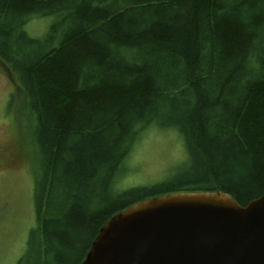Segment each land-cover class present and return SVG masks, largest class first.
I'll return each mask as SVG.
<instances>
[{
	"label": "trees",
	"instance_id": "1",
	"mask_svg": "<svg viewBox=\"0 0 264 264\" xmlns=\"http://www.w3.org/2000/svg\"><path fill=\"white\" fill-rule=\"evenodd\" d=\"M245 1L0 0V64L46 165L18 264L35 255L34 264H81L110 217L148 198L223 192L245 207L261 196L264 0ZM48 16L57 21L28 37L25 24ZM154 128L180 136L191 170L115 191L132 147Z\"/></svg>",
	"mask_w": 264,
	"mask_h": 264
},
{
	"label": "water",
	"instance_id": "2",
	"mask_svg": "<svg viewBox=\"0 0 264 264\" xmlns=\"http://www.w3.org/2000/svg\"><path fill=\"white\" fill-rule=\"evenodd\" d=\"M93 240L81 264H264V191L245 207L223 192L148 198Z\"/></svg>",
	"mask_w": 264,
	"mask_h": 264
},
{
	"label": "rangeland",
	"instance_id": "3",
	"mask_svg": "<svg viewBox=\"0 0 264 264\" xmlns=\"http://www.w3.org/2000/svg\"><path fill=\"white\" fill-rule=\"evenodd\" d=\"M254 4V8L260 5L257 0ZM56 21V16L34 18L25 24L24 31L28 37L39 38ZM256 65L250 63L246 67L256 69ZM8 75L0 64V264H18L21 255L26 253L31 229L37 227L33 204L35 182L38 176L45 175L46 165L41 163L36 152L33 117ZM252 78V74L246 75L248 81ZM185 158L182 140L176 132L158 128L148 130L132 147L123 171L116 174L115 178H122L114 187L115 191L138 188L146 191L154 185L176 181L193 166L192 162L185 163ZM98 176L105 178L107 175ZM94 180L95 177L91 179ZM84 195L88 202L91 201L90 187L82 188L81 197ZM36 257L31 258L33 264Z\"/></svg>",
	"mask_w": 264,
	"mask_h": 264
},
{
	"label": "bare ground",
	"instance_id": "4",
	"mask_svg": "<svg viewBox=\"0 0 264 264\" xmlns=\"http://www.w3.org/2000/svg\"><path fill=\"white\" fill-rule=\"evenodd\" d=\"M113 7V6H112ZM194 151V150H193ZM41 209V208H40ZM32 242V241H31Z\"/></svg>",
	"mask_w": 264,
	"mask_h": 264
}]
</instances>
